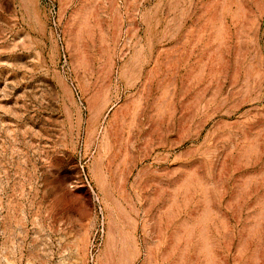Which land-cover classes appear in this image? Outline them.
I'll return each mask as SVG.
<instances>
[{
	"label": "rangeland",
	"instance_id": "rangeland-1",
	"mask_svg": "<svg viewBox=\"0 0 264 264\" xmlns=\"http://www.w3.org/2000/svg\"><path fill=\"white\" fill-rule=\"evenodd\" d=\"M0 264H264V0H0Z\"/></svg>",
	"mask_w": 264,
	"mask_h": 264
}]
</instances>
